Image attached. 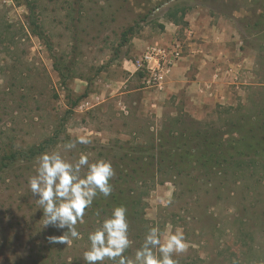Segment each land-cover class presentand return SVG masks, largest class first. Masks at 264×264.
Wrapping results in <instances>:
<instances>
[{
	"label": "rangeland",
	"instance_id": "1",
	"mask_svg": "<svg viewBox=\"0 0 264 264\" xmlns=\"http://www.w3.org/2000/svg\"><path fill=\"white\" fill-rule=\"evenodd\" d=\"M186 16L218 39L219 78L235 68L227 100L168 101L136 67L170 24L181 46L196 39ZM81 135L90 143L63 149ZM52 152L115 172L66 244L49 243L64 230L43 227L28 186ZM118 206L129 259L158 226L161 243L183 231L176 264H264V0H0V264H85Z\"/></svg>",
	"mask_w": 264,
	"mask_h": 264
},
{
	"label": "clouds",
	"instance_id": "2",
	"mask_svg": "<svg viewBox=\"0 0 264 264\" xmlns=\"http://www.w3.org/2000/svg\"><path fill=\"white\" fill-rule=\"evenodd\" d=\"M90 140L81 135L63 145L65 151ZM83 173V175H82ZM115 175L111 162L98 159L90 163L89 157L80 154L75 162L66 160L59 152L42 153L37 157L35 175L29 177L28 186L43 213V227L64 230L59 237H48L49 243H68L79 239L77 224L84 222L85 210L90 208L98 195L109 197L110 180ZM126 208L115 207L99 227L88 235L89 248L83 253L85 264H176L173 254L186 250L182 230L169 233L161 243L160 228L151 227L134 259L124 255L131 241L128 237L129 222ZM99 216V213H96Z\"/></svg>",
	"mask_w": 264,
	"mask_h": 264
},
{
	"label": "crops",
	"instance_id": "3",
	"mask_svg": "<svg viewBox=\"0 0 264 264\" xmlns=\"http://www.w3.org/2000/svg\"><path fill=\"white\" fill-rule=\"evenodd\" d=\"M183 20L185 25L188 24V27L190 24V32L195 33L196 37L194 36V38L196 39L194 41L192 40V42L181 46L178 41H175V36H173V32L178 25L170 24L169 27L165 28L164 33L161 34L162 37L151 44L169 50L172 49L174 42H177L181 51L180 57L172 64L162 85L156 91L168 101H174L179 99L180 96H184L189 99L190 104H200L205 101L204 99H208V102L227 100L229 97H226L224 86L228 83V80H232L233 76L229 73L234 72L235 68L231 64H228V67L224 65L223 69H226L225 72L229 77L220 79L219 73L216 74L215 71L221 69L220 62H224V58L218 55L219 48L217 46L214 47L215 42H212V38L213 40L216 39V41L218 39L214 35L208 39H205V37H202V40L198 39L197 36L200 33L196 35L197 31H194L191 25L193 22L190 21L191 23H189L187 16ZM219 37V40H222V35H219ZM216 67H219V69L214 71Z\"/></svg>",
	"mask_w": 264,
	"mask_h": 264
},
{
	"label": "built area",
	"instance_id": "4",
	"mask_svg": "<svg viewBox=\"0 0 264 264\" xmlns=\"http://www.w3.org/2000/svg\"><path fill=\"white\" fill-rule=\"evenodd\" d=\"M180 55V46L177 42H174L172 49L169 50L152 45L145 50L140 60L135 64L137 68L147 73L148 78L145 79V83L151 87L159 88L168 70Z\"/></svg>",
	"mask_w": 264,
	"mask_h": 264
},
{
	"label": "trees",
	"instance_id": "5",
	"mask_svg": "<svg viewBox=\"0 0 264 264\" xmlns=\"http://www.w3.org/2000/svg\"><path fill=\"white\" fill-rule=\"evenodd\" d=\"M181 15L183 16V14L181 13V14L179 15V17H180ZM172 18H173L174 20H176V15H173ZM177 22H178V21H177ZM32 25L36 26V23H32ZM123 36H126V33H124ZM75 104H76V103H74V105H75ZM37 153H38V151H37V152L32 151L31 154H32V155H35V154H37Z\"/></svg>",
	"mask_w": 264,
	"mask_h": 264
}]
</instances>
